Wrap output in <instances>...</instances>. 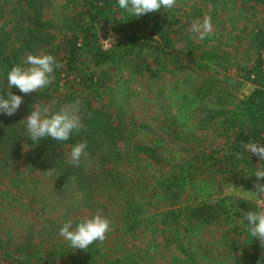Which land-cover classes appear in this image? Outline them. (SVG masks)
I'll list each match as a JSON object with an SVG mask.
<instances>
[{
	"label": "trees",
	"instance_id": "trees-1",
	"mask_svg": "<svg viewBox=\"0 0 264 264\" xmlns=\"http://www.w3.org/2000/svg\"><path fill=\"white\" fill-rule=\"evenodd\" d=\"M207 1L212 4L213 14L223 8L251 24L244 25L242 34L255 56L237 66L239 79L227 75L233 57L229 49L208 47L211 32L200 44L190 30L203 17V9L195 6L181 12L178 9L182 0H177L169 13L161 10L141 18L130 17L118 7L117 0H73L54 12L56 20L45 16L52 0H0V95L11 91L24 96L14 115L0 114V204L8 193L16 189L20 193V183L31 188L18 170L21 163L27 162L26 175L48 178L55 192L69 196L75 192L71 195L74 199L89 201L86 208L101 210V197L121 204L120 219L130 233L147 223L148 208L158 200L168 209L156 217L171 230L229 220L235 223L236 236L253 242V248L264 249V242L250 234L244 219L247 212L258 211L257 201L223 192L224 183L255 192L257 185L264 188V178L254 176L263 169L264 160L242 147L248 142L264 143V0H234L230 8L225 0ZM95 19L110 22L117 33L108 49L101 45ZM29 54H52L62 67L54 72L52 83L38 93L23 94L15 87L10 90L7 73ZM177 56L187 58L179 63L180 68L190 64L193 73L214 74L203 83L196 81L194 86L175 77L166 93L170 112L156 125L136 122L127 104L110 108L91 100L111 90L112 79L127 73L158 77V70L170 61L176 63ZM243 83L254 88L241 98L235 88ZM76 102L80 106L81 131L65 142L48 138L36 145L28 139L22 120L32 107L57 111ZM198 125H210L216 137L225 141L224 147L206 150L204 140L199 139L201 151L194 158L164 152L168 140L194 135ZM141 129L152 134L147 143L142 141ZM78 143L87 144V155L77 166L62 149ZM173 155L172 166L157 175L152 189L145 191L148 181L142 180L143 172L149 165L144 163L156 165ZM257 197L264 199V194L257 193ZM179 198L181 203L175 206ZM8 259L3 264H58L54 252L33 262L21 256Z\"/></svg>",
	"mask_w": 264,
	"mask_h": 264
},
{
	"label": "rangeland",
	"instance_id": "rangeland-1",
	"mask_svg": "<svg viewBox=\"0 0 264 264\" xmlns=\"http://www.w3.org/2000/svg\"><path fill=\"white\" fill-rule=\"evenodd\" d=\"M67 1L73 0H52L51 6L45 10L46 18L56 20L54 12H59L62 4ZM225 1L229 8L235 4L234 0ZM195 6L204 11L199 23H202L206 16L212 21L213 36L207 46L229 49L233 57L227 75L238 78L237 66L248 63L255 56L254 49L247 44L245 35L242 34L244 25L251 27V24L245 18H238L235 12H224L223 8H220L217 15L213 14L212 4L207 0H182L178 10L183 12ZM94 23L101 45L102 43L104 46L110 45L114 41L115 32L111 23L99 19H95ZM203 40L198 42L202 44ZM184 59L187 58L182 57L181 60V57L177 56L176 63L168 62L165 67L158 70V77L150 78L144 74L127 73L123 78H114L110 81L111 90L99 97L92 96L91 100L95 104L110 108L127 104L136 122L156 125L170 112L171 103L166 98V93L175 77L186 80L189 86H194L196 81L203 83L209 79L210 74H214L213 71L193 73L190 64L180 68L179 63L184 62ZM223 72L221 70L222 74ZM253 87L250 83H243L235 88L236 95L245 97ZM141 131L142 141L147 143L152 134L142 129ZM184 137L168 140L164 152L170 155L175 151L179 152L181 157L188 155L194 158L201 151L199 139L204 140L206 150L223 148L225 145V141L216 137L210 125H198L194 135ZM73 147L64 146L62 151L71 157ZM196 147L198 149H195ZM172 159L174 155L172 158L166 157L156 165L154 162L144 163L149 165L143 172L142 180L148 181L145 191L152 189L157 175L172 166L175 161ZM92 166L94 167V164ZM28 169L27 162L21 163L18 168L31 188H26V183H20V193L16 191L17 189L13 194L8 193L4 203L0 204V264L14 256H21L25 261L33 262L49 252L55 253L58 264H264V249L253 248V242H247L244 236H236L233 232L235 224L233 221L222 220L204 227L187 225L171 230L156 217L157 213L168 209V205L155 200L154 205L148 208L147 223L138 232L130 233L124 229L120 219L121 204L113 201L111 203L106 201L105 197H101L99 200L104 205L101 210L94 211L92 206L86 208L88 200L79 197L74 199L71 195L74 196L75 192L69 196L68 193L53 191L48 178L41 176L33 178L34 174L26 175ZM223 192L255 200L257 203L259 200L257 192L233 184L224 183ZM44 203L46 206L42 210L41 206ZM180 203L181 198L175 202V206H179ZM96 214L110 221V229L105 240L95 242L88 249L81 250L72 248L59 235L60 228L69 220L75 227L81 220Z\"/></svg>",
	"mask_w": 264,
	"mask_h": 264
},
{
	"label": "clouds",
	"instance_id": "clouds-1",
	"mask_svg": "<svg viewBox=\"0 0 264 264\" xmlns=\"http://www.w3.org/2000/svg\"><path fill=\"white\" fill-rule=\"evenodd\" d=\"M118 7L130 17L141 18L146 14L161 11L169 13L177 6V0H117ZM197 38L203 40L212 31L210 18L204 17L202 23H194L190 29ZM62 67L52 54H29L26 60L14 65L7 73V84L11 90L15 87L20 93L29 94L47 88L54 79L56 69ZM24 102V96L11 91L0 95V114L14 115ZM79 102L65 105L57 111L48 107H32L26 119L28 139L33 144H40L51 138L58 142L68 141L74 133L82 130V121L78 115ZM244 151L259 156L264 160V143L259 141L248 142L242 145ZM87 144L78 143L71 149V160L79 165L81 158L87 155ZM258 178H264V169L255 172ZM256 186L258 195L264 194V188ZM244 219L249 226L250 234L254 238L264 241V211H249ZM110 229V221L100 214H96L73 227L69 220L60 228L59 235L72 248L86 250L95 242L103 241Z\"/></svg>",
	"mask_w": 264,
	"mask_h": 264
},
{
	"label": "built area",
	"instance_id": "built-area-1",
	"mask_svg": "<svg viewBox=\"0 0 264 264\" xmlns=\"http://www.w3.org/2000/svg\"><path fill=\"white\" fill-rule=\"evenodd\" d=\"M117 37H118L117 33L114 32V41L108 46H106V45L104 46L103 43H102L103 47L105 49L110 48L112 46V44L116 41ZM263 169H264V163H263ZM257 204H258V211H264V199H259Z\"/></svg>",
	"mask_w": 264,
	"mask_h": 264
},
{
	"label": "crops",
	"instance_id": "crops-1",
	"mask_svg": "<svg viewBox=\"0 0 264 264\" xmlns=\"http://www.w3.org/2000/svg\"><path fill=\"white\" fill-rule=\"evenodd\" d=\"M254 88V87H253ZM253 90V89H252Z\"/></svg>",
	"mask_w": 264,
	"mask_h": 264
}]
</instances>
